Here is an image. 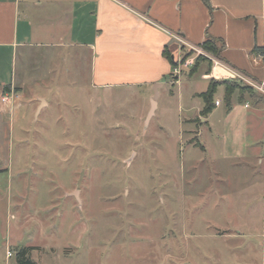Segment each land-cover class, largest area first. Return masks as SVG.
<instances>
[{
	"label": "rangeland",
	"instance_id": "obj_1",
	"mask_svg": "<svg viewBox=\"0 0 264 264\" xmlns=\"http://www.w3.org/2000/svg\"><path fill=\"white\" fill-rule=\"evenodd\" d=\"M172 90L26 89L0 152V264L21 248L35 264H264L259 168L206 134L194 147Z\"/></svg>",
	"mask_w": 264,
	"mask_h": 264
},
{
	"label": "crops",
	"instance_id": "obj_2",
	"mask_svg": "<svg viewBox=\"0 0 264 264\" xmlns=\"http://www.w3.org/2000/svg\"><path fill=\"white\" fill-rule=\"evenodd\" d=\"M172 35L264 84V0H0V152L7 157L8 116L22 107L14 102L26 89H87L96 101L113 89L154 91L160 99L169 87L176 90L169 96L179 102L181 125L198 128L194 147L206 152L199 141L206 134L221 144L226 160L259 168L262 216L254 237L264 240V98L240 90L246 85L203 57L173 78L174 64L193 54ZM213 83V110L204 117L201 94ZM227 86L236 89L229 98ZM5 89L22 99L2 104ZM149 101L153 115L159 102L153 95Z\"/></svg>",
	"mask_w": 264,
	"mask_h": 264
},
{
	"label": "built area",
	"instance_id": "obj_3",
	"mask_svg": "<svg viewBox=\"0 0 264 264\" xmlns=\"http://www.w3.org/2000/svg\"><path fill=\"white\" fill-rule=\"evenodd\" d=\"M146 20L149 21L148 19ZM172 37L176 39L183 46V48L187 49L189 52L193 54V57H189L187 59L181 58L179 61H177L174 64L172 74H171L173 78L175 79L179 78L186 70H189L191 67L195 65V62L198 58L203 57L211 61L212 63H214L215 66H221L225 68L229 72L231 79L245 84L246 86L250 87L251 89H253L255 92H257L259 95H261L264 98V84L263 83L255 82L249 79L248 77H246L245 75H243L242 73H239L238 71L230 69L229 67L223 65L220 61H218L215 57L206 53L200 47L186 42L183 38L176 36V35H172ZM14 98H15L14 92L11 91L10 93L2 97V103L4 104L10 103V101L14 100ZM7 254L9 257L13 256L11 252H8Z\"/></svg>",
	"mask_w": 264,
	"mask_h": 264
},
{
	"label": "trees",
	"instance_id": "obj_4",
	"mask_svg": "<svg viewBox=\"0 0 264 264\" xmlns=\"http://www.w3.org/2000/svg\"><path fill=\"white\" fill-rule=\"evenodd\" d=\"M207 49V48H206ZM187 58V56H186ZM199 61V59L197 60V62ZM217 83H213L211 88L204 94H201V97L204 99L205 102V107L202 111V115L204 117H207L213 110V98H214V94H215V86ZM234 85V83H233ZM232 85V86H233ZM244 89H240V90H246V91H253L252 89H249L248 87H243ZM6 92H10V89H5ZM236 89H232L227 86L226 89V95L229 98L233 92H235ZM31 249L30 248H21L19 250L16 251V264H35L34 261L31 259L30 257V253Z\"/></svg>",
	"mask_w": 264,
	"mask_h": 264
},
{
	"label": "water",
	"instance_id": "obj_5",
	"mask_svg": "<svg viewBox=\"0 0 264 264\" xmlns=\"http://www.w3.org/2000/svg\"><path fill=\"white\" fill-rule=\"evenodd\" d=\"M154 108H155V104L152 103V109H151V113H150L151 115H152V112H153ZM75 196L77 197V194H75Z\"/></svg>",
	"mask_w": 264,
	"mask_h": 264
}]
</instances>
